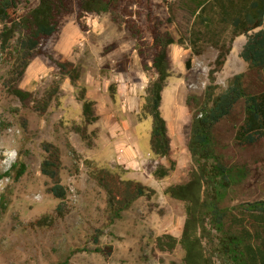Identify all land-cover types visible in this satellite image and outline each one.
<instances>
[{"label":"rangeland","instance_id":"obj_1","mask_svg":"<svg viewBox=\"0 0 264 264\" xmlns=\"http://www.w3.org/2000/svg\"><path fill=\"white\" fill-rule=\"evenodd\" d=\"M35 4L36 0H22L19 11ZM189 5V0H152L149 19L143 10L131 6L127 14L87 15L84 29L74 18L68 20L54 48L63 60L79 68L75 85L59 79L36 56L17 77L21 53L16 43L7 52L0 51V174L16 162V169L20 163L25 167L17 181L13 172L0 179V264H184L179 246L161 252L155 248V239L163 234L179 238L185 219V204L162 196L164 188L185 182L191 170L186 143L192 112L185 101L188 96L202 97L220 46L230 51L215 73L218 92L246 69L239 58L241 41L231 43L230 28L220 25L209 10L202 17L210 21L202 23L189 13ZM148 21L161 34L184 43L169 46L170 77L161 94L160 115L170 138V161L175 163L173 172L162 180L152 176L157 163L149 148L151 118H139L146 88L155 75L143 71L129 31L133 26L143 28ZM188 58L190 69L186 70ZM117 64L123 65L117 68ZM55 82L58 93L41 111L39 101ZM111 84L116 85L114 100L108 92ZM11 87L29 93L30 98L19 101L8 92ZM82 88L86 99L94 102L98 117L86 127L88 134L95 133L90 148L73 130L82 126L78 100ZM44 144L53 145L59 153V180L67 189L62 217L56 214L61 202L48 192L51 181L40 172L48 155ZM127 146L137 157H126ZM233 154L251 170L239 201L264 200V149L233 150ZM161 163L169 166L167 159ZM90 169L137 181L155 195L138 199L108 225L106 195L88 178Z\"/></svg>","mask_w":264,"mask_h":264},{"label":"trees","instance_id":"obj_2","mask_svg":"<svg viewBox=\"0 0 264 264\" xmlns=\"http://www.w3.org/2000/svg\"><path fill=\"white\" fill-rule=\"evenodd\" d=\"M21 1L0 0V51L7 52L16 43L17 53H21L17 77L22 76L29 60L36 56L59 79H68L72 85L79 80L80 70L63 60L54 48L60 28L68 20L74 18L77 26L84 29L87 15L100 16L111 11L127 14L131 6L143 10L149 19L152 7V0H36L34 6L19 11ZM189 4V13L202 23L210 21L202 17L209 10L220 25L230 28L231 43L238 36L245 37L239 58L246 69L232 76L225 89L218 92L215 73L230 51L220 46L215 68L208 71L202 97L186 98V107L192 112L186 143L191 170L185 182L163 191L171 200L185 204V219L179 238L163 234L155 239V248L171 252L179 246L184 264H264V200L239 201L251 170L233 154V150L264 149V0H189ZM129 31L136 42L135 51L143 71L155 75L146 88L139 118H151L149 148L157 163L152 176L162 180L173 172L175 163L170 161V138L160 115L161 94L170 77L169 46L183 47L184 43L161 34L149 21L143 28L133 26ZM190 62V58L184 62L186 70L190 69ZM58 87L55 82L44 93L39 101L41 111L55 99ZM8 92L21 102L30 98L29 93L16 87ZM85 92L80 89L78 97L82 103V126L73 130L90 148L95 133L88 134L86 127L98 117L94 102L86 99ZM108 92L114 100L116 85H109ZM43 147L48 155L41 162L40 172L51 181L48 192L61 202L56 214L62 217L67 189L59 180L58 149L51 144ZM165 159L169 161L168 167L161 163ZM17 163L0 174V179L10 177L13 172L17 181L25 172L22 163L16 169ZM84 163L92 165L87 160ZM88 178L105 192L108 225L120 219L138 199L148 200L155 195L154 190L141 183L122 180L105 169H90Z\"/></svg>","mask_w":264,"mask_h":264},{"label":"crops","instance_id":"obj_3","mask_svg":"<svg viewBox=\"0 0 264 264\" xmlns=\"http://www.w3.org/2000/svg\"><path fill=\"white\" fill-rule=\"evenodd\" d=\"M235 39V41L237 42L238 40H240L241 42L239 43V48H242V46L244 45V43H245V37L244 36H238V37H236V38H234ZM127 147H129V146H127ZM130 149H128V150H126L125 149V151H126V154H127V158L128 159H131L132 157H137V152L132 148V147H129ZM106 155H107V153H106ZM105 155V156H106ZM125 157V158H126ZM123 160H124V157H123ZM136 162V161H135ZM134 162V163H135ZM127 164H129V163H127ZM168 178V177H167ZM166 179V178H165ZM164 190H165V188H164ZM163 190V191H164ZM164 198H165V200L167 201L168 200V198H166V195H162Z\"/></svg>","mask_w":264,"mask_h":264}]
</instances>
